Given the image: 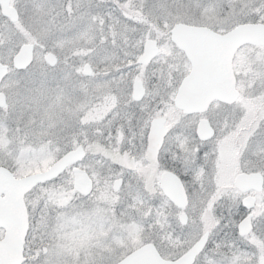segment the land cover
<instances>
[{"label":"snow or ice","instance_id":"6c2138e0","mask_svg":"<svg viewBox=\"0 0 264 264\" xmlns=\"http://www.w3.org/2000/svg\"><path fill=\"white\" fill-rule=\"evenodd\" d=\"M253 32L264 0H0V264H264Z\"/></svg>","mask_w":264,"mask_h":264},{"label":"water","instance_id":"95a60500","mask_svg":"<svg viewBox=\"0 0 264 264\" xmlns=\"http://www.w3.org/2000/svg\"><path fill=\"white\" fill-rule=\"evenodd\" d=\"M9 12L12 13L13 15L15 14L14 9L12 7H9ZM244 39L249 41V44H252V45H260V46L264 45V33H260V32L249 33V34H246ZM235 51L236 49L234 48L232 50V53L229 55L228 61H227L230 73L233 72L232 71V57Z\"/></svg>","mask_w":264,"mask_h":264},{"label":"rangeland","instance_id":"374dc122","mask_svg":"<svg viewBox=\"0 0 264 264\" xmlns=\"http://www.w3.org/2000/svg\"><path fill=\"white\" fill-rule=\"evenodd\" d=\"M252 51H253V47H250V46H248L246 48H243L241 51H237L236 54H235V61L233 60L234 66L237 63H242L243 60H244V58H246L247 56H249ZM237 72H238L239 80L243 79V73L240 72L239 69H237Z\"/></svg>","mask_w":264,"mask_h":264},{"label":"flooded vegetation","instance_id":"af4514ba","mask_svg":"<svg viewBox=\"0 0 264 264\" xmlns=\"http://www.w3.org/2000/svg\"><path fill=\"white\" fill-rule=\"evenodd\" d=\"M14 2H15V0H9L10 5H11L12 3H14ZM10 7H11V6H10ZM263 50H264V49H263ZM233 71L236 72L237 80H239L238 72H237V69L235 68V66H233Z\"/></svg>","mask_w":264,"mask_h":264}]
</instances>
